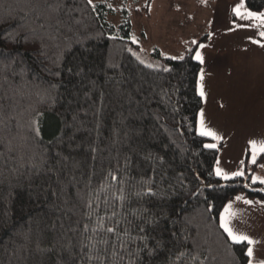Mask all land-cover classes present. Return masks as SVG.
<instances>
[{
	"label": "trees",
	"instance_id": "obj_1",
	"mask_svg": "<svg viewBox=\"0 0 264 264\" xmlns=\"http://www.w3.org/2000/svg\"><path fill=\"white\" fill-rule=\"evenodd\" d=\"M245 2L251 10L264 11V0ZM69 4L71 19L62 17L65 24L61 32L71 37V43L61 58L59 76L49 73L47 69H57L37 52L22 46L9 52L0 44V61H15L12 66L17 71L25 70L17 91L8 84L0 88V136L5 142L0 145V264H61L62 260L88 264V248L82 251L81 244H88L84 237L92 233H84L83 226H95L101 217L104 227L118 225L121 232L128 230L133 238L147 236L149 248L157 240L162 242L156 255L148 256L145 250L137 256L140 240L125 237L127 251L116 250L124 257L119 264H128L130 259L135 264H171L175 253L170 236L173 226L161 221L154 231L140 233L138 226L143 221L138 217L143 208L152 215L164 209L170 218L195 217L202 242L207 241L205 246L216 257L212 264H246L245 245L226 240L217 217L238 192L264 199V185H252L250 179L224 181L209 175L219 146L204 148L210 138L197 132L202 98L196 83L201 64L194 59L206 35L196 44H183L177 56H183L182 60L168 56L164 65L148 68L127 51L137 47L129 38L128 17L115 25L106 18L111 11L106 2L94 3L95 8L88 0H69ZM20 8L19 0H0V20L9 15L22 16ZM9 23L16 25L15 21ZM2 28L7 29L8 24ZM63 43L62 37L61 46ZM164 67L171 70L164 72ZM80 68L83 74L75 75ZM8 77L9 83L20 81L11 73ZM52 84L56 87L47 95L44 90ZM33 117L39 122V143L29 140V149L22 147L21 137L30 135L27 126ZM9 139L15 152L7 151ZM33 153L38 160L46 156L47 162L41 164L40 178L30 180L34 170L27 163L19 168L18 162L9 157L25 154L27 159ZM14 168L19 171L14 173ZM48 168L53 171L48 172ZM110 173L117 179L112 180ZM148 179L163 199L134 195L141 182ZM245 182L249 188L243 187ZM121 194L126 197L123 201L119 199ZM208 203L214 206L211 213L205 212ZM69 242L71 257L65 251ZM107 247L109 252L101 257L104 264L112 259L111 240ZM128 252L133 255L129 257Z\"/></svg>",
	"mask_w": 264,
	"mask_h": 264
},
{
	"label": "snow or ice",
	"instance_id": "obj_2",
	"mask_svg": "<svg viewBox=\"0 0 264 264\" xmlns=\"http://www.w3.org/2000/svg\"><path fill=\"white\" fill-rule=\"evenodd\" d=\"M19 4L21 6L20 10L23 13L22 16H12L6 20H0V44L5 46L9 52L17 51V46H22L26 50L31 49L32 51L37 52L40 56L44 57L46 60H51L52 64L57 69L56 71H52L51 69H47L49 73L53 76L60 75V61L63 54L66 51L70 50L71 37L63 34L61 32V28L65 24V20L62 17H68L71 19V11L69 0H19ZM88 4L95 8L93 0H88ZM111 7V5H109ZM150 10V6H149ZM232 15L234 17L232 24L233 27H230L228 31H234L236 28L248 27V28H256L258 29L257 35L260 37L259 40L249 37L251 43L259 45L261 48H264V11L259 10H251L246 7L245 0H238L234 4L231 9ZM24 21L21 23L20 21ZM239 21H249L250 23L247 25L237 23ZM9 21H15L16 25L13 26ZM8 24L7 29H3V24ZM78 23V21H77ZM71 30L69 26V31ZM212 33H209V37H211ZM63 37V46H61V38ZM116 39V37H113ZM132 43H138V40L135 36L132 38ZM193 44H196L197 41L193 40ZM205 45L200 44L198 48H204ZM57 51H53V50ZM127 51L132 53V55H136V53L128 48ZM183 59V56L180 57H170V59ZM10 59V58H8ZM139 59V57H137ZM194 59L197 60L201 65L205 63L204 56L201 54L199 50L195 52ZM16 63L12 61L11 63H6L5 61H0V88L4 87V84H8V87L12 89L14 92L22 86L21 82L25 76V70L20 69L17 71V68L13 67L12 64ZM140 63H144L143 60ZM148 68H153L152 64L146 65ZM19 67V65H17ZM110 67H116V65H110ZM171 69L164 67L162 71L169 72ZM67 71L69 73L73 72V68H68ZM84 72L83 68H80L79 71L75 72V75H82ZM8 73H11L13 77H19L20 81L13 80L9 83ZM56 85L52 84L49 86V89H45L47 95H51L50 89L55 88ZM196 90L198 95L201 98H205L207 93L205 91V70L203 68L200 69L199 79L196 83ZM87 95V94H86ZM223 107V104H221ZM3 107L0 105V113H2ZM12 120H15V117H11ZM3 122V117L0 116V123ZM38 121L33 117V119L28 124V132L30 135L21 137L24 141V145L22 147L29 148L28 141H35L39 143V133L40 129L38 127ZM198 134L201 137H208L210 140L215 141L213 143H205L203 145L206 149H218L219 141H222L224 138L219 135L214 129L208 127L205 121V111L201 109L199 112V127L197 129ZM4 139L0 136V145H3ZM7 151L9 153L15 152L16 149L11 147V139L7 141ZM248 145V162L252 165H256L259 158L264 156V138L262 139H249L247 141ZM3 153H0L2 156ZM59 156V153H56ZM9 159L16 160L19 164V168L24 167L25 163L29 165L31 169L34 171L32 175L29 177L32 179H39L41 175V164L47 162V157L41 155L39 160L37 156L33 153L25 159V154H21L19 156H10ZM245 164L244 160L240 161L241 167H239L235 171L225 170L221 166L219 158L215 161V166L209 172V175H215L224 181H232L236 178H243L245 181L250 179V183L264 185V177L258 176L254 173H246L245 168L243 167ZM260 167H264V164L260 165ZM19 168H14L12 171L14 173L19 171ZM48 172L53 171L52 168L47 169ZM112 180H116L117 176L111 174ZM3 176V171L0 170V177ZM153 181L151 179L144 180L141 182V186L139 190H137L134 195L141 199H163V194L158 190L154 189ZM207 187H211V184L206 185ZM244 188H249L250 184L245 182L243 185ZM63 189H61L62 191ZM264 190V189H261ZM199 191V190H198ZM121 193L123 190L121 189ZM195 195V193H193ZM119 199L121 201L125 200L126 197L121 194ZM235 201H242L246 205L262 204L264 201H253L251 199H246L243 195H236L234 197ZM89 208L92 207L89 202L87 205ZM213 205L208 203L205 212L211 213L213 211ZM150 210L148 208L142 209V215L138 217V219L143 221L142 226L139 227V232L144 233L147 230H155L161 224V221H169L173 229L170 232L171 243L175 249L174 256L171 258V264H212L213 261L216 260V257L212 254V249L210 247H206L207 241L204 240L202 242L201 234L199 231V224L196 222V218L192 216H187L183 218H170L164 211L161 209L155 215L149 214ZM147 214V215H144ZM89 215H91L89 213ZM113 216L117 215V213L113 212ZM237 218V213L233 210V203L229 201L227 204L223 206L222 211L219 212L217 217L218 227L223 230V233L226 234V240H230L233 244H244L246 251H244L243 255L246 258V264H264V250H261L260 255H257L256 245L261 242L255 239L252 235H249L243 231H240L235 227L233 221ZM211 220L212 217L209 216L207 218ZM54 227V225H53ZM84 233L91 231L92 235L84 237L89 243L81 244V250L83 251L84 247L88 248V252L85 254L88 264H92L93 261H99V264H104L102 260V255L109 252V248L107 247L111 240V256L112 259L109 261V264H119V260H123V256H119L117 247L127 251V241L125 237L128 239H139L142 247L137 246L135 249V255L139 256V253L142 251H146L148 256H154L157 254L158 249H160L162 242L157 240L155 245L152 248H149L147 244V236H139L137 238L131 237V234L128 230H124L121 232L119 230L118 225L104 227L103 226V218H98V222L95 226L90 227L88 224H84L83 226ZM103 233L104 235H101ZM110 234V236H109ZM83 235V233H82ZM114 238V239H112ZM101 246V247H98ZM72 245L69 242L68 245L65 246V251L68 253V256L71 257ZM171 251V249H169ZM129 257L133 255V252L127 253ZM118 257V259H117ZM61 264H67L66 261H61ZM128 264H135L133 260H129Z\"/></svg>",
	"mask_w": 264,
	"mask_h": 264
},
{
	"label": "crops",
	"instance_id": "obj_3",
	"mask_svg": "<svg viewBox=\"0 0 264 264\" xmlns=\"http://www.w3.org/2000/svg\"><path fill=\"white\" fill-rule=\"evenodd\" d=\"M236 2L238 0L214 1L212 30L209 32L212 35L209 37V33L206 34V38L198 44L205 47L197 46L195 50H199L205 60L201 68L205 70L207 95L202 98L200 110L205 111L208 127L224 138L216 142L221 166L235 171L241 167L240 161L244 160L245 171L264 177V167H260L264 164V156L251 166L247 145L249 139L264 138V48L249 40V37L260 39L256 28L241 27L228 31L233 27L231 9ZM237 23L247 25L250 22L237 20ZM213 142L210 140L209 143ZM236 195L253 201L264 199L241 191L225 203H233V210L237 213L233 221L235 227L261 242L255 246L257 255H260L264 250V203L246 205L235 201Z\"/></svg>",
	"mask_w": 264,
	"mask_h": 264
},
{
	"label": "rangeland",
	"instance_id": "obj_4",
	"mask_svg": "<svg viewBox=\"0 0 264 264\" xmlns=\"http://www.w3.org/2000/svg\"><path fill=\"white\" fill-rule=\"evenodd\" d=\"M215 0H93L111 5L106 18L117 25L128 17L133 51L146 64L164 65L177 57L186 41H197L212 30ZM150 6V10H149Z\"/></svg>",
	"mask_w": 264,
	"mask_h": 264
}]
</instances>
